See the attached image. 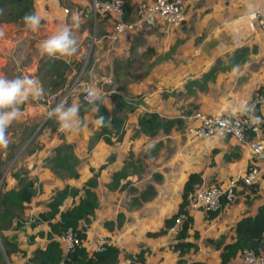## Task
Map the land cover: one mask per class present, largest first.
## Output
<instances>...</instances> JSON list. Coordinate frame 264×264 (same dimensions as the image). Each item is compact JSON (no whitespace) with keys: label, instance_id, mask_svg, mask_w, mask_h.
<instances>
[{"label":"crops","instance_id":"obj_1","mask_svg":"<svg viewBox=\"0 0 264 264\" xmlns=\"http://www.w3.org/2000/svg\"><path fill=\"white\" fill-rule=\"evenodd\" d=\"M88 1L70 0L75 13L79 5L86 6ZM196 1L186 0L183 19L168 32L151 28L117 42L132 41L134 36L144 33L153 37V32H158L169 40L165 48L174 51L167 62L170 68L166 77L157 84L162 86V93L143 81L141 88H151L149 93H129L139 94L140 100H125L129 110L125 113L122 140L107 143L102 138H94L98 127L92 111L84 115L81 131L61 138L59 124L47 118L48 106L41 98H30L20 106V118L7 130L9 146L0 149V196L10 191L16 196L25 181L30 183L33 195L23 202L22 209L14 197L0 205L1 264H20L23 260H27V264H37L30 261L29 256L36 248L46 246L49 239L45 233L50 229L46 222L36 221L38 212L47 208L55 189L66 184L82 187L94 172L97 177L93 189L98 205L89 223L80 221V225L85 226L82 245L89 254L104 243L118 247L117 264H220L222 246H216V242L221 238L222 245L229 242L238 219L246 214L253 215L257 206L264 203V170L256 190L238 183L236 196L212 216L202 208L185 205L182 213L185 219L191 220L184 239L193 242L196 248L179 252L173 246L178 233L174 234L170 227L162 233L155 232L164 226L166 218L178 211L187 176L196 172L207 184L226 183L230 177L245 171L251 157L248 144L233 136L198 138L188 130L183 118L182 124H175L169 131L160 130L153 137L138 131L137 124L138 116L148 111H156L166 118H181L195 110L217 113L234 108L242 101H251L264 87V30L257 23L258 18L264 19V0H204L202 13L194 16ZM61 2L33 0L35 11L45 17L35 32L18 23L0 25V32H3L0 36V76L36 78L43 85L44 95L48 90V93H61L68 87L80 63L83 47L79 46L81 54L77 52L71 57L54 58L39 52L41 40L55 33L61 25H69V7ZM92 20L100 34L112 29L110 16L101 23ZM87 33L84 25L76 30L82 38ZM105 42L108 46L106 38L94 41L97 50L93 53V61L98 57L97 62L106 60L114 49L106 51ZM237 54L244 59L231 62ZM29 56L31 59L27 60ZM54 59L64 60L69 68L65 70L63 86L50 90L48 79L54 75L47 76V68ZM213 67L215 70L210 71ZM234 68L238 71L233 72ZM76 89L70 101L81 105ZM106 107L113 109L109 105ZM257 111L264 118V104ZM42 114L46 120L44 117L40 120ZM90 115L91 120L88 119ZM47 130L54 136H47ZM35 136L36 145L29 146ZM64 139L65 147L74 143L73 151L61 149ZM22 143H25L24 148H21ZM148 145L152 147L146 150ZM68 154L76 164L72 169L69 167L68 173L59 175L61 166L54 158ZM10 161L14 167L5 170ZM53 169H57V173ZM37 178L39 181L34 180ZM79 197V194L67 196L62 208L78 201ZM15 246L19 249L15 250ZM140 253L143 261L136 258ZM239 263L238 253L229 264Z\"/></svg>","mask_w":264,"mask_h":264},{"label":"trees","instance_id":"obj_2","mask_svg":"<svg viewBox=\"0 0 264 264\" xmlns=\"http://www.w3.org/2000/svg\"><path fill=\"white\" fill-rule=\"evenodd\" d=\"M125 1V8L128 10L127 4L129 0ZM0 24L5 22L19 23L21 26H25L23 17L25 14L35 11L33 0H0ZM83 12V11H82ZM91 19L89 21L91 22ZM232 58L231 62H238L244 57H240L238 54ZM81 66L78 63L77 68ZM69 68V65L62 59H54L51 61L47 68V76L54 75L50 80V90H54L58 86H63L66 82L65 70ZM213 67L210 71H214ZM53 73V74H52ZM125 100V99H124ZM126 101H124V104ZM81 106V105H80ZM120 104L115 108L109 110L104 104L100 105L99 112L94 113L97 117L104 115L106 121H110V125L106 127H98L95 132V138H102L107 143H112L113 140H122L125 134V122L126 114H120ZM80 116L84 120V115L91 111V106L84 102L80 107ZM183 119L180 117L166 118L162 117L156 111L144 112L137 118L138 131L143 132L149 137L155 136L158 131H169L175 124H182ZM71 155L57 156L54 160L58 161L59 166L65 168L70 167L69 158ZM69 164V165H68ZM68 165V166H67ZM77 175V174H76ZM97 172L93 173L86 184L82 187L66 184L65 186L55 189L47 202V208L38 212L36 221H44L49 225V230L45 233L49 239L44 248H36L29 256L30 261L37 264H58L62 256V247L60 241L57 239L58 235H61L68 227L75 228L79 232V236L84 239L85 226L80 225V221L83 220L89 223L92 215L98 205V196L93 186L96 184ZM23 182V179H19ZM202 177L199 173L191 172L187 176L183 190H182V202L179 209L172 216L164 220V226L155 233H162L169 228L175 221L177 215L181 213L186 205V193L188 190L193 189L196 185L202 182ZM257 184L250 186L253 190H256ZM11 194V197H10ZM79 194L78 201L72 202L67 208H62L64 200L67 196H75ZM33 190L30 187L29 182H24L21 192L16 196H13V192L5 193L0 196V205L5 204L10 198L18 201L17 205L19 209L23 208V202L31 199ZM227 199L223 198V204ZM217 210L209 211L210 215H214ZM1 215V213H0ZM191 218L184 219L181 230L178 233V240L174 243V249L179 252H184L191 247L196 248L193 242L186 241L184 239L186 228L188 227V221ZM35 223L34 221L32 224ZM44 232L40 231V234ZM223 238L216 242V246H222L220 253V264H229L230 260L236 254H240L242 250L246 248H252L257 252L264 251V203L259 204L253 215H243L235 224L234 232L229 242H225L223 245ZM15 246V250H18ZM119 249L113 244H104V247L95 251L93 254H89L84 245L76 247L69 253V260L66 264H117ZM138 260L143 261L142 253L137 255ZM202 264V263H195Z\"/></svg>","mask_w":264,"mask_h":264},{"label":"built area","instance_id":"obj_3","mask_svg":"<svg viewBox=\"0 0 264 264\" xmlns=\"http://www.w3.org/2000/svg\"><path fill=\"white\" fill-rule=\"evenodd\" d=\"M186 0H140L135 4L132 11L125 8L124 0H90L87 4V11L93 18L99 16H110L113 21L112 29L109 32L100 34L97 37L96 30H93L94 41L106 38L109 42L106 51H110L115 43L121 38L135 32H144L151 28H159L161 32H168L170 28L179 23L185 13ZM87 12L85 15L87 16ZM258 26L264 30V19L258 18ZM95 29V28H94ZM100 57L93 61L95 64ZM111 79L108 78L107 81ZM91 84L88 80L82 79L79 73L73 82L61 93H49L43 95L41 100L48 106V111L58 103L67 101L73 90L81 85L84 89ZM86 93H83V98ZM255 103V115L258 108L264 104V87L250 101ZM234 108H227L217 113H204L198 110L191 111L189 114L181 116L185 119L188 130L196 137H225L233 136L239 142L248 144L250 161L245 171L236 176L230 177L226 183L207 184L203 180L186 193V205L202 208L209 212L220 209L223 206V198L232 200L236 196V186L238 183L250 187L259 184L262 180L264 170V122L252 124L246 116L232 115ZM231 119V129L223 135L217 134L220 128L219 120ZM185 215L181 212L177 215L170 230L177 234L182 228ZM62 247V256L58 264H66L69 260V253L83 244V239L79 232L72 227H68L61 235L57 236ZM104 247V243L99 244V249ZM239 264H264V251L257 252L252 248H246L239 254Z\"/></svg>","mask_w":264,"mask_h":264},{"label":"rangeland","instance_id":"obj_4","mask_svg":"<svg viewBox=\"0 0 264 264\" xmlns=\"http://www.w3.org/2000/svg\"><path fill=\"white\" fill-rule=\"evenodd\" d=\"M138 1L140 0H129L127 4L128 12L133 10V8L135 7V4ZM61 3L69 7V11L71 13L69 16V26L72 27L73 35L78 40L79 46L83 47V53L80 47L79 49L81 51L78 50V53L80 54L82 53L81 59H80L81 66L77 68L75 70V73L71 75V78L69 79V82H68L69 85L73 82L74 78L79 73H81L82 79L88 80L91 84L95 85L96 87L102 90L105 96L106 105H109L110 109L114 108L118 104L121 105L119 108L120 114H125L126 111L129 110L128 105L124 104L125 100L131 99L135 102L137 101L139 94L149 93V89L151 88L153 90L160 89L161 92L159 93L163 92L162 86H158L157 84L160 80L166 77L167 71L170 68V65L167 64V62L173 57L172 53L174 52L170 48L169 49L165 48L169 40L166 39L164 35L159 34L158 32H153L155 34L153 37L149 36L148 35L149 33L148 34L144 33L142 35L138 34L137 36H134V39H132V41H129V39H127L126 41H129V42L122 41L123 43L122 42L117 43L114 46V49H112V51L109 53L106 60L101 59L99 62L93 64V53L95 52V50H97L96 47L94 49L95 44H94V38H93V30H95L94 28H96L97 24L95 25L92 19H91V22L89 21L90 17L92 16L87 11V5L86 6L79 5L78 12L75 13L76 9L74 8L72 9V6H71L72 2H70V0H62ZM203 4H204V0L196 1L195 6L193 7V9H195L193 13L194 16L197 13H202ZM85 12L88 13L87 14L88 16L85 15ZM105 17H101L98 15L96 18H93V17L92 18L98 21L96 23H101L105 21ZM82 25L87 26V30H88V33L84 38L76 34V30ZM98 29H99V25H98ZM97 31H98L97 37H99L100 35L99 30ZM190 36L191 34H189L187 37L189 38ZM104 46H107L106 42L104 43ZM31 57L29 56L27 60H30ZM108 78H110L111 80L107 81ZM142 81L147 82L149 84L148 86H150L151 88H146V89L141 88V86L143 85V84L141 85ZM134 83L136 85H134ZM132 85L134 86L132 87ZM48 91L45 93V95L49 94ZM75 92L77 93L76 95L80 98L81 106L84 104V102L87 103L85 99L83 98L84 92H83V87L81 85L77 86V89L75 90ZM129 93H139V94L135 96L133 94L129 95ZM125 94L126 95L128 94V95L125 97L123 96ZM143 97L144 95L142 96V98ZM70 99H71V95L68 100V103H71ZM43 117L45 118L44 114L41 115L40 120L44 119ZM88 117H89L88 119L90 120L92 119L91 115ZM44 120H46V118ZM58 133L57 135L59 136ZM61 133L62 134L59 136L61 138H65V135L68 134L63 131H61ZM47 136L53 137L54 133H51V136H50V133H48V130H47ZM36 137L37 136H35V139L32 140L29 146L36 145L35 144L36 143L35 141L37 139ZM64 142H66L65 139L63 140L60 146L62 147L61 149L64 151L68 149H72L73 151L74 145L72 144L74 143L70 142V145H68V147H65ZM24 146H25V143H22L21 148H24ZM52 150H53V147H52ZM68 158H69V163H70V169H72L73 164L75 165L76 162L75 161L72 162L73 161L72 155ZM77 162H79V160ZM14 165L12 161H10L9 163L7 162L5 170L11 166L13 168ZM70 169L65 168V167L62 168L61 166V170L58 169L60 170L58 174L64 175V173H68ZM91 170H93V168ZM54 171L55 173H57V169H55ZM34 180H38V178ZM1 185L2 184H0V188H1ZM34 186L36 185L34 184ZM0 251H2L1 245H0ZM22 257L23 256H21V258ZM20 264H27V260L21 261Z\"/></svg>","mask_w":264,"mask_h":264},{"label":"clouds","instance_id":"obj_5","mask_svg":"<svg viewBox=\"0 0 264 264\" xmlns=\"http://www.w3.org/2000/svg\"><path fill=\"white\" fill-rule=\"evenodd\" d=\"M2 12V10H0ZM25 26L31 31H37L42 21L45 19L39 12L31 11L22 18ZM75 19V18H74ZM3 36V32H0ZM79 42L73 35V29L67 24L61 25L58 30L43 39L39 43V52L41 55H47L54 58L71 57L77 54ZM238 69L234 68L233 72ZM84 99L91 106L93 113L99 112L101 104L106 105L105 96L101 89L93 84H89L85 89ZM44 95V88L41 82L30 76H17L7 78L0 76V149H7L10 143L7 135L8 128L20 118L21 105L25 104L30 98L38 100ZM80 105L77 103H68L62 101L47 113L48 119H53L59 124L61 131L71 134L81 131L84 120L80 116ZM243 115L248 118L252 124L264 122L260 116L255 115V103L242 101L234 106L232 115ZM219 120V118H217ZM104 115H99L94 120L97 127H106L110 125ZM220 128L217 129L218 135H223L231 129L232 120H219ZM152 145H148L150 149Z\"/></svg>","mask_w":264,"mask_h":264}]
</instances>
